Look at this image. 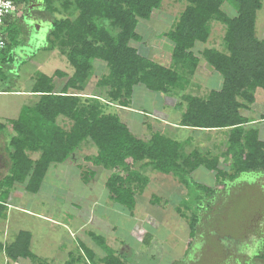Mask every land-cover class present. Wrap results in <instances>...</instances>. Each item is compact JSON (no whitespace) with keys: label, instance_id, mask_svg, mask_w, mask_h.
<instances>
[{"label":"trees","instance_id":"obj_1","mask_svg":"<svg viewBox=\"0 0 264 264\" xmlns=\"http://www.w3.org/2000/svg\"><path fill=\"white\" fill-rule=\"evenodd\" d=\"M33 1L15 0V4L22 6L24 12ZM38 1H43L38 11L49 24L44 50L58 48L73 71L71 75L61 70H55L51 76L38 73L28 92L37 96V101L23 106L16 119L0 123V135L6 136L7 126L13 132L6 137L5 156L9 166L8 174L0 180V219L5 218L6 200L15 185H23L26 192L37 194L50 166L63 164L85 142L91 143L97 152L85 157L84 161L111 172L104 181L107 198L130 216L137 204L136 197L142 195L149 184L144 173L146 168L178 178L186 188L193 185L212 199L216 192L213 188L199 187L191 182V173L200 167L215 172L214 180L225 190L242 175H264V141L259 139L257 130L244 128L251 121L240 113L254 103L256 89L264 90V40L258 39L255 33L256 15L262 0H183V11L170 30L162 34L171 43L168 67L141 56L132 45L142 40L137 33L139 21H148L152 13L161 8L163 0L63 1L62 10L69 15L50 20L47 16L55 11L52 0ZM223 6L232 8L234 15L228 16ZM24 22L25 19L17 14L5 21V45L0 50L3 56L0 59V93L12 92L6 85L9 75L12 71L17 74V65L24 64L15 54L26 42ZM213 22L224 27L222 50L209 48L196 53V44L207 42ZM200 57L220 76L221 84L204 99L181 96L186 108L178 126L193 131H223L226 148L220 155L231 160L228 169H218L217 156L209 159L198 151L184 154L191 138L178 141L162 131L153 132L148 139L138 138L111 111L114 106L127 108L133 89L138 85L162 95L183 89L189 77L198 74ZM94 61H101L107 70L96 83V87L107 89L103 100L82 96L93 75ZM62 79L67 80L57 88L55 80ZM59 119L71 122L69 131L61 128ZM260 121H264V117ZM30 153L39 156L32 160ZM137 164L140 165L135 170ZM87 171L82 174L84 184L95 177L93 170ZM194 200L196 208L188 224L190 239L195 238L202 214L211 203L201 202L198 196ZM160 202L161 199L155 197L150 204ZM177 211L179 216L185 217L180 209ZM87 234L103 256H96L81 243L79 256L70 254L64 264H126L123 251L110 248L100 235L91 231ZM260 236L257 245L262 244L261 250L257 251L256 247L252 256L264 261V231ZM31 238L29 232L19 231L11 243H0V251L14 263L23 260L46 264L31 252ZM150 241L151 234L146 232L142 242L148 245Z\"/></svg>","mask_w":264,"mask_h":264},{"label":"rangeland","instance_id":"obj_2","mask_svg":"<svg viewBox=\"0 0 264 264\" xmlns=\"http://www.w3.org/2000/svg\"><path fill=\"white\" fill-rule=\"evenodd\" d=\"M63 1L72 2L52 0L55 11L52 16H47V20L69 15L62 10ZM42 4L43 1L38 2L37 8L42 9ZM184 7L183 0H163L161 8L153 12L148 21H139L137 33L142 40L132 45L141 56L164 67L170 65L171 43L162 34L170 30ZM222 10L230 17L234 15L232 8L223 6ZM73 15L71 13V19ZM260 16L264 17V10ZM38 18V22L28 24L25 21L22 24L27 35H23L26 42L18 47L17 53L16 49L14 52L17 60L24 64L17 65V74L12 71L9 75L6 85L12 92L0 93V123L7 124L16 119L23 106H31L37 101V96L28 92L38 73L51 76L55 70H61L71 75L73 71L58 48L44 50L48 43L49 24L45 18ZM223 33L224 27L220 23H211L207 42L197 43L194 51L200 53L209 48L222 50ZM2 57L0 52V59ZM198 70V74L189 77L183 89L169 94L154 93L138 85L133 89L130 108H127L129 112H116L121 122L127 123L138 138L148 139L155 131H162L165 136L180 141L191 138L184 154L198 151L209 159L217 156L218 169H228L231 160L220 155L226 148L224 133L176 131V134H171L161 121L166 118L171 124L180 120L186 108L181 96L204 99L211 90L219 88L220 76L203 59ZM106 73L104 64L94 61L93 75L82 96L103 100L107 89L96 87V83ZM66 80H55L56 87L62 86ZM253 94L254 103L241 109L240 113L251 121L244 128L259 130V139L264 141V121L256 124L260 117H264V90L256 89ZM58 123L63 130L69 131L70 121L59 119ZM5 134L0 135V151L4 155L6 137L13 134L10 126H7ZM96 152L91 143L85 142L63 164L51 165L37 194L26 192L23 185H15L11 206L5 213L6 220L0 221V243L7 245L16 233L27 231L32 236L30 250L34 255L46 264H64L70 254L79 256L81 243L93 250L96 256H103L87 234L91 231L104 237L110 248L123 251L126 264H264V261L252 256L256 247L259 252L262 247V244H257L264 231V175H242L229 183L225 190L214 180L215 172L200 167L191 173V182L199 187L213 188L216 192L212 199L193 185L186 188L178 178L146 168L144 173L149 184L143 194L136 197L137 204L133 216H130L107 198L104 181L111 172L84 161L85 157H92ZM38 156L37 153L29 154L32 160ZM4 162H7L6 158ZM139 165H135L134 169L137 170ZM5 169H0V174L4 175ZM89 169L95 172V177L89 184H84L82 174ZM195 196L201 202L211 203L206 213L202 214L195 238L190 239L188 224L190 214L196 208ZM155 197L161 202L150 204ZM177 209L185 214L184 218L179 216ZM146 232L151 234L148 245L142 242ZM0 264L32 263L23 260L11 262L0 251Z\"/></svg>","mask_w":264,"mask_h":264},{"label":"crops","instance_id":"obj_3","mask_svg":"<svg viewBox=\"0 0 264 264\" xmlns=\"http://www.w3.org/2000/svg\"><path fill=\"white\" fill-rule=\"evenodd\" d=\"M38 3V2H37ZM28 8V7H27ZM263 10H264V0H262V7H261V9L257 12V15H256V23H255V33H256V37L258 38V39H260V40H264V17H262V16H260L261 15V13L263 12ZM25 19V21L27 22V23H29L28 22V19L27 18H24ZM30 21V20H29ZM37 22L39 21V20H36ZM36 21H34V22H36ZM43 27V26H42ZM42 27H40V28H42ZM44 28V27H43ZM137 87V86H136ZM132 98V97H131ZM130 104H131V100H130ZM127 108H130L129 106L127 107ZM127 108H120V107H117V106H114L113 107V111L112 112H114L115 114H117V110H126V111H128L129 112V110H127ZM263 117V116H262ZM262 117H260V119L262 118ZM162 121V123L164 124V126L167 128H169V130H170V133L171 134H176V131H190V132H193V130L192 129H190V128H183V127H178L177 125L179 124V121L178 122H175V123H167L168 122V119H162L161 120ZM260 122H263V121H258V122H256V124H259ZM127 124V123H126ZM250 124V123H249ZM131 131V130H130ZM201 132H209V131H201ZM215 132H217V131H215V130H213V131H210V133H215ZM221 132H223V131H221ZM258 132H259V130H258ZM194 133V132H193ZM259 134V133H258ZM176 136V135H175ZM258 137H259V135H258ZM175 138V137H174ZM190 139V138H189ZM175 140H176V138H175ZM184 140H186V139H184ZM178 141H180V140H178ZM4 153H5V148H4ZM4 158H6L7 159V156L5 157V155L2 153V151H0V169H5V168H7V169H5V174L3 175V174H0V180L4 177V176H6L7 174H8V166H9V163H8V160H7V162H4ZM17 186V185H16ZM15 188V187H14ZM13 190V189H12ZM13 192L11 191L10 192V194H9V196H8V198H7V200H6V210L8 209V207H10L11 205V203L10 202H12V200H11V196L13 197ZM5 220H6V218H5ZM0 221H1V219H0ZM14 238V237H13ZM13 241V240H12ZM11 241V242H12ZM10 242V243H11Z\"/></svg>","mask_w":264,"mask_h":264},{"label":"built area","instance_id":"obj_4","mask_svg":"<svg viewBox=\"0 0 264 264\" xmlns=\"http://www.w3.org/2000/svg\"><path fill=\"white\" fill-rule=\"evenodd\" d=\"M22 6L16 5L15 0H0V50L5 45L4 31L5 21L10 16L18 15L22 11Z\"/></svg>","mask_w":264,"mask_h":264},{"label":"flooded vegetation","instance_id":"obj_5","mask_svg":"<svg viewBox=\"0 0 264 264\" xmlns=\"http://www.w3.org/2000/svg\"><path fill=\"white\" fill-rule=\"evenodd\" d=\"M37 2H39V1L34 0L33 2L29 3L28 8L24 9V12L21 11L20 13H18L17 16L23 17V19L27 18L28 22H34L36 20H39V18L37 19V17L42 18V14H40L41 12H39L38 11L39 9L37 8ZM42 20H43V18H42Z\"/></svg>","mask_w":264,"mask_h":264},{"label":"clouds","instance_id":"obj_6","mask_svg":"<svg viewBox=\"0 0 264 264\" xmlns=\"http://www.w3.org/2000/svg\"><path fill=\"white\" fill-rule=\"evenodd\" d=\"M118 107V106H117ZM121 108V107H120Z\"/></svg>","mask_w":264,"mask_h":264}]
</instances>
